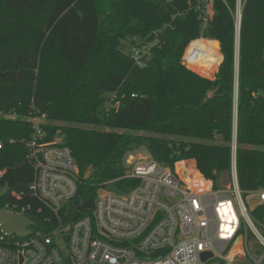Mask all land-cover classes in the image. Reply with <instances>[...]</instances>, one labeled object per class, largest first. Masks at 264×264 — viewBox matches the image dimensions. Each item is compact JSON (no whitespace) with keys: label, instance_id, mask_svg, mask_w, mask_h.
<instances>
[{"label":"trees","instance_id":"1","mask_svg":"<svg viewBox=\"0 0 264 264\" xmlns=\"http://www.w3.org/2000/svg\"><path fill=\"white\" fill-rule=\"evenodd\" d=\"M199 3L0 0V185L4 200L30 206L37 228L58 218L29 188L34 115L47 116L48 140L68 146L79 168L64 224L92 214L101 190L137 187L126 156L142 146L173 169L186 161L215 188L231 182L235 151L243 193L264 186V0H242L238 72V0H212L208 16ZM201 37L216 55L208 77L183 63ZM137 42L156 43L144 67Z\"/></svg>","mask_w":264,"mask_h":264},{"label":"built area","instance_id":"2","mask_svg":"<svg viewBox=\"0 0 264 264\" xmlns=\"http://www.w3.org/2000/svg\"><path fill=\"white\" fill-rule=\"evenodd\" d=\"M242 7L238 0L237 72ZM197 8L211 15L212 0H200ZM155 44L136 43L137 65L146 66ZM187 62L183 57L190 68ZM48 122L45 114L31 117L26 159L35 168L31 192L58 222L37 228L30 217L34 224L25 237L5 234L0 227V264H264V213L258 214L264 210V186L243 193L235 151L232 180L223 188H215L186 161L179 171L154 158L129 160L127 177L139 179V185L127 194L101 190L92 214L68 225L62 214L67 217L77 194L79 168L68 146L48 140ZM4 194L0 185V208L27 215L29 205L6 201ZM204 253L210 255L204 258Z\"/></svg>","mask_w":264,"mask_h":264},{"label":"rangeland","instance_id":"3","mask_svg":"<svg viewBox=\"0 0 264 264\" xmlns=\"http://www.w3.org/2000/svg\"><path fill=\"white\" fill-rule=\"evenodd\" d=\"M212 41L209 39H202L198 42H194L191 44V46L188 48L186 52V55H184V60L185 57L187 58L188 65L195 69L194 71L197 72L198 74L202 73L205 75H210L211 70L210 67H215V58L216 55L213 52L211 48ZM219 70V69H217ZM200 74V75H202ZM202 75V76H205ZM208 77V76H205ZM210 78V77H209ZM213 78H215L213 76ZM125 132V131H123ZM126 133L130 134H144L142 131H126ZM136 158H153L147 148L145 146H142L133 152H129L126 156V165H129V160L132 161L133 159ZM184 161H177L174 165V169L178 167L179 163H182Z\"/></svg>","mask_w":264,"mask_h":264},{"label":"water","instance_id":"4","mask_svg":"<svg viewBox=\"0 0 264 264\" xmlns=\"http://www.w3.org/2000/svg\"><path fill=\"white\" fill-rule=\"evenodd\" d=\"M33 224L34 221L28 215L0 208V227L5 234L25 237L31 233L29 226ZM209 255L210 253H204L203 257Z\"/></svg>","mask_w":264,"mask_h":264}]
</instances>
